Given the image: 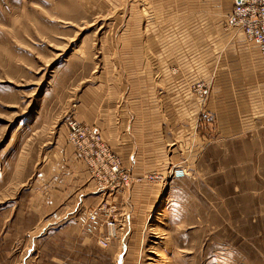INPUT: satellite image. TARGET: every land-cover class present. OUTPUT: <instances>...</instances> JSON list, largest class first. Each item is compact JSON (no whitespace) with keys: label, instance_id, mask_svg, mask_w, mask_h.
Instances as JSON below:
<instances>
[{"label":"rangeland","instance_id":"1","mask_svg":"<svg viewBox=\"0 0 264 264\" xmlns=\"http://www.w3.org/2000/svg\"><path fill=\"white\" fill-rule=\"evenodd\" d=\"M223 4L0 0V264H264V126L224 131L206 109L216 81L230 75V45L240 43L239 31L227 28ZM168 70L187 83L173 86L174 93L183 86L186 109L173 104L174 121L184 128L173 138L187 142L195 155L189 151L170 165L183 166L187 175L165 182L134 179L128 189L102 194L69 139L70 121L95 127L115 151L96 125L85 122L84 103L97 96L116 103L131 78L158 81ZM199 85L207 86L204 97ZM156 88L165 87L158 81ZM69 145L90 176L70 180V194L93 182L103 199L82 196V207L63 211L64 196L53 197L47 176ZM136 184L161 198L143 221H133L132 247L122 254L120 206H133L128 193ZM104 203L109 212L99 210ZM93 212L96 221L90 220ZM109 216L118 231L104 246Z\"/></svg>","mask_w":264,"mask_h":264},{"label":"crops","instance_id":"2","mask_svg":"<svg viewBox=\"0 0 264 264\" xmlns=\"http://www.w3.org/2000/svg\"><path fill=\"white\" fill-rule=\"evenodd\" d=\"M223 3L224 11L231 9L232 0H223ZM214 8L219 10L217 6ZM238 34L239 45L234 43L228 50L230 75L226 82L220 81V78L216 81L213 93L208 98L210 101L206 104V109L212 112L216 121L218 120V127L229 132L254 131L264 126V54H261L255 45V48L251 45L249 47L242 33ZM167 73L164 78L158 80L165 87L162 92L157 91L158 81L154 77H147L146 81H142V78L135 76L129 81L126 94L116 103L109 99L104 101V97L98 96L97 102L91 100L87 104L84 103L88 113L85 114V122L96 125L108 144L123 156L124 163L136 173L167 171L171 162L182 160L183 155L189 156L192 152L187 142L179 143L173 138V131L182 128L181 122L174 121L176 116L174 118L172 115L173 104L179 101L181 106L178 110L182 108L181 112L186 111L182 95L183 86L179 93L173 92V86L187 83L184 78H174L169 74V70ZM141 84L144 85L142 88ZM64 152L61 164L58 163V168L47 176L53 180L50 186L53 197L64 196L60 202L65 201L62 210L74 211L77 206L82 207L81 197L89 194H96L97 201L103 199V196L95 191L93 182L82 189L85 191L70 194V180L80 177L89 181L90 176L86 164L83 162L84 166L82 161H78L70 145ZM191 155L195 153L192 152ZM130 194L128 193V196H132L133 206H120L125 220L119 239L122 254L131 250V239L135 230L133 221H143L147 208L154 210L151 207L157 205L161 198L158 197V191L140 184H136Z\"/></svg>","mask_w":264,"mask_h":264},{"label":"built area","instance_id":"3","mask_svg":"<svg viewBox=\"0 0 264 264\" xmlns=\"http://www.w3.org/2000/svg\"><path fill=\"white\" fill-rule=\"evenodd\" d=\"M226 25L228 29L241 32L247 41L256 45L264 54V0H232V7L226 16ZM197 89L199 96L204 97L207 86L199 85ZM69 139L94 172L97 188L102 194L128 189L134 179L165 182L187 175L186 168L179 165L169 166L164 173L133 174L130 168L124 165L122 157L104 142L95 127L79 123L77 120L70 121ZM99 210L109 212L111 208L104 203ZM96 219L97 213L93 212L90 220ZM104 220L106 230L100 242L107 246L109 241L116 237L118 227L115 219L110 216Z\"/></svg>","mask_w":264,"mask_h":264}]
</instances>
